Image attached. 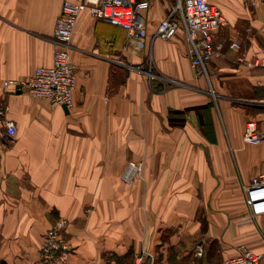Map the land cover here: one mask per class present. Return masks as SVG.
Wrapping results in <instances>:
<instances>
[{"label":"crops","instance_id":"1","mask_svg":"<svg viewBox=\"0 0 264 264\" xmlns=\"http://www.w3.org/2000/svg\"><path fill=\"white\" fill-rule=\"evenodd\" d=\"M64 1L0 0V103L18 126L0 136V264H37L60 218L67 264H131L143 249L156 252V264H209L211 242L223 261L244 243L264 250L242 191L264 167V140L243 139L247 122L264 117V66L239 59L264 56V0H210L227 24L215 37L224 54L208 74L192 65L184 30L155 38L175 0H150L144 48L126 28L80 13L72 108L4 92V80L53 63ZM130 160L143 169L127 183Z\"/></svg>","mask_w":264,"mask_h":264},{"label":"built area","instance_id":"2","mask_svg":"<svg viewBox=\"0 0 264 264\" xmlns=\"http://www.w3.org/2000/svg\"><path fill=\"white\" fill-rule=\"evenodd\" d=\"M248 1L255 4V0ZM150 4V0H65L55 19L52 36L55 43L53 63L37 66L27 78L4 80V92L25 90L35 97L47 99L53 107L72 108L76 89V68L71 58L72 36L80 13L89 9L96 17L125 27L129 36L137 41L139 47L144 48L147 45L148 30L142 11ZM226 24L221 8L210 0H175L167 17L159 24L155 38L170 39L184 30L190 43L192 65L199 68L201 74H208L207 63L224 54L222 44H216L215 37ZM230 47L238 49L239 44L234 41ZM239 59L248 67L264 66V56L250 59L240 56ZM149 73L153 76L152 71ZM8 110V104L0 103V136L14 137L18 126L8 116ZM243 139L246 143L258 144L264 140V130L259 131L256 121L249 120ZM141 170L139 164L130 161L122 178L126 182H132ZM242 191L248 208V219L257 223L256 218L264 215V169L256 173L250 182L244 183ZM66 224L67 220L60 218L45 232L37 264L68 263L72 247L63 233ZM261 238L264 244V232L261 233ZM195 254L203 255L201 245L195 249ZM156 261L157 254L154 251L143 249L135 255L131 264H156ZM223 264H264V250L256 251L249 245L241 244L237 253L225 258Z\"/></svg>","mask_w":264,"mask_h":264},{"label":"rangeland","instance_id":"3","mask_svg":"<svg viewBox=\"0 0 264 264\" xmlns=\"http://www.w3.org/2000/svg\"><path fill=\"white\" fill-rule=\"evenodd\" d=\"M216 99V98H215ZM256 120V123H257V128H258V130L260 131V129L262 128V126L264 125V117H261V118H256L255 119ZM262 131V130H261ZM130 161H134V162H136L137 164H139L140 165V167L143 169V163L141 162V161H135V160H130ZM129 161V162H130ZM128 162V163H129ZM127 163V164H128ZM127 166V165H126ZM126 168V167H125ZM262 169H264V167L263 168H261V170ZM125 170V169H124ZM142 171V170H141ZM140 171V172H141ZM123 175V174H122ZM122 177V176H121ZM123 179V178H122ZM137 179V177L134 179V180H136ZM133 180V181H134ZM132 181V182H133ZM126 182V181H125ZM127 183H130V182H127ZM256 220H257V224L262 228V230L260 231V233H262V232H264V215L263 216H258L257 218H256ZM253 222V221H252ZM255 223V222H254ZM55 224H53L52 226H54ZM51 226V227H52ZM66 226H67V224H66ZM50 227V228H51ZM49 229V228H48ZM47 229V230H48ZM64 233V232H63ZM260 235V237H261V234H259ZM261 240H262V238H261ZM42 241V240H41ZM69 241V240H68ZM69 243H70V241H69ZM71 244V243H70ZM245 244V243H244ZM246 245H248V244H246ZM211 246H212V249L215 251V253H214V259H213V263L214 264H223V259L221 258V256H220V254H219V251H218V249H219V244H218V242H211ZM251 247V246H250ZM153 251V250H152ZM155 252V251H154ZM156 253V252H155ZM213 263H209V264H213Z\"/></svg>","mask_w":264,"mask_h":264},{"label":"trees","instance_id":"4","mask_svg":"<svg viewBox=\"0 0 264 264\" xmlns=\"http://www.w3.org/2000/svg\"><path fill=\"white\" fill-rule=\"evenodd\" d=\"M121 26V25H120ZM123 27V26H122ZM125 28V27H124Z\"/></svg>","mask_w":264,"mask_h":264},{"label":"water","instance_id":"5","mask_svg":"<svg viewBox=\"0 0 264 264\" xmlns=\"http://www.w3.org/2000/svg\"><path fill=\"white\" fill-rule=\"evenodd\" d=\"M66 107V106H65ZM67 108V107H66Z\"/></svg>","mask_w":264,"mask_h":264}]
</instances>
